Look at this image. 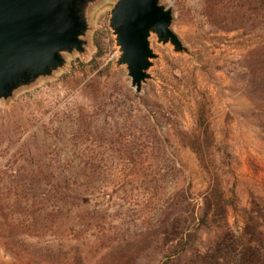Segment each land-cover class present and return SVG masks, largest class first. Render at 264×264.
<instances>
[{
  "label": "rangeland",
  "instance_id": "374dc122",
  "mask_svg": "<svg viewBox=\"0 0 264 264\" xmlns=\"http://www.w3.org/2000/svg\"><path fill=\"white\" fill-rule=\"evenodd\" d=\"M162 2L189 52L152 36L157 57L139 95L115 65V0H97L85 52L0 100V178L56 158L84 193L60 258L20 257L0 237V264H264L258 35L231 13L248 0ZM215 189L227 212L202 222V199Z\"/></svg>",
  "mask_w": 264,
  "mask_h": 264
},
{
  "label": "water",
  "instance_id": "95a60500",
  "mask_svg": "<svg viewBox=\"0 0 264 264\" xmlns=\"http://www.w3.org/2000/svg\"><path fill=\"white\" fill-rule=\"evenodd\" d=\"M96 1L0 0V100L64 68L66 54L85 52L87 10ZM173 18V8L162 0H115L110 10L115 65L125 67L135 95L151 78L157 57L152 36L176 53L189 52L172 28Z\"/></svg>",
  "mask_w": 264,
  "mask_h": 264
},
{
  "label": "trees",
  "instance_id": "16d2710c",
  "mask_svg": "<svg viewBox=\"0 0 264 264\" xmlns=\"http://www.w3.org/2000/svg\"><path fill=\"white\" fill-rule=\"evenodd\" d=\"M231 13L239 24L257 30L251 72L255 90L264 103V0H248ZM46 159L40 158L24 173L14 172L8 181L0 178V237L20 257L30 254L55 260L60 258L57 253L64 245L60 235L74 211L72 203L84 193L66 166L56 158ZM215 192L202 199V222L212 210L225 217L228 200L223 192Z\"/></svg>",
  "mask_w": 264,
  "mask_h": 264
}]
</instances>
